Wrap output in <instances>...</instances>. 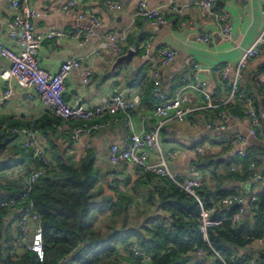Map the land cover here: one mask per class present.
Instances as JSON below:
<instances>
[{
	"label": "crops",
	"instance_id": "obj_1",
	"mask_svg": "<svg viewBox=\"0 0 264 264\" xmlns=\"http://www.w3.org/2000/svg\"><path fill=\"white\" fill-rule=\"evenodd\" d=\"M21 7L28 6L38 10L41 15L35 20V32H43L52 29H60L73 33L75 29L89 28L88 18L78 19L70 13H61L57 9L60 5L69 0H18ZM76 3L78 9L85 11L90 16L100 20L101 25L90 28L92 35L79 36L77 38L65 37L60 40H45L36 53L39 67L48 74H55L60 65L67 59H78L82 68L90 72V77L86 83L80 79V71L72 69L65 80L64 99L73 104L80 102L86 107L97 104L102 96H109L114 91H122L127 97L136 92L140 95V104L132 112L131 119L134 131L151 130L156 119L151 115L155 104L151 95L149 97L143 93L142 86L132 85L131 80L142 69V78L150 82L149 62L142 60L137 55L127 62H122L113 71H110L115 57L106 50L98 49V43L108 32H113L120 39V44L126 49L130 45L150 43L151 56L161 47L173 48L177 51L174 61L167 67L160 69L159 84L166 97L184 85V73L189 71L185 60L191 58L201 66L198 74L199 80L204 83L206 89L217 96L220 92V84L217 70L228 64V77L233 78L235 64L243 49L248 47L262 25L260 8L264 0H225L222 4H215L211 11L214 14L227 15V22L231 26L230 38L224 40L220 33V22L214 19L209 12L199 5L200 0H112L121 4L118 11L107 9V0H71ZM140 1H145L150 7H158L166 12L167 23L152 24L134 16V12ZM172 8H175L172 10ZM11 14L8 0H0V44L15 49L14 45L7 39L5 21ZM202 29L208 36L207 43L199 42L197 34ZM127 51V50H126ZM124 51L122 54H124ZM264 63V46L258 57L252 59L240 71L238 86L245 95H251L260 110L261 95L255 92L252 77L257 66ZM8 67V62L0 59V71ZM140 78V77H139ZM263 75H259L256 80L262 82ZM12 95L8 99H2L5 90L3 82L0 80V120L3 126L7 123H18L22 126L47 114V109L35 98H30V90H22L12 84ZM187 94L195 105L202 102L201 96L190 89ZM251 97V98H252ZM213 111L202 110L193 113L186 118L184 124L175 122L166 123L160 130L159 138L162 151L174 152V157L169 162V167L182 173L193 167L195 162L202 163L206 159L213 162L234 159L239 157L236 153L234 139L237 135L243 136L245 141L242 148L247 151L253 150L259 154L264 152V122L256 128V136L247 134L249 120L242 116L234 121L225 124L221 131L211 130L207 127ZM48 115V114H47ZM59 128L68 131L69 127L75 125L74 121H65ZM66 122V123H65ZM104 126L91 135H82L79 143L72 142V154L82 158L87 151L93 153L95 166L101 170L108 171V178L112 181L122 182L127 177L133 185L136 179L134 167L129 164H121L117 167H110L106 162V155L112 144L122 145L130 137V130L120 119L112 121L109 115L100 118ZM71 129V128H70ZM66 133V132H65ZM40 136V135H39ZM45 143L44 139L40 136ZM71 139V138H70ZM163 142V143H162ZM187 142L194 143L193 146ZM84 145H89L86 150ZM192 145V144H191ZM202 149L199 155L196 148ZM240 158V157H239ZM264 159V155L262 157ZM258 159H261L258 157ZM235 170L240 169L239 165H232ZM263 164L254 167V173L259 175ZM200 170V169H199ZM206 180L207 187L214 185V176L208 170H200ZM234 171V170H233ZM222 172V167L217 168L216 173ZM20 170L13 169L6 173V178L20 179ZM254 184L252 192H258L264 186L263 178H253L250 182L227 181L224 187L232 190L235 194H241L246 203V196L249 194L251 184ZM138 193L146 196L147 187L139 185L135 187ZM11 215V213H10ZM242 218L248 217L245 211ZM8 221H11L7 218ZM13 222L10 225L13 232ZM195 256V259H199ZM206 260L210 263V260Z\"/></svg>",
	"mask_w": 264,
	"mask_h": 264
},
{
	"label": "built area",
	"instance_id": "obj_2",
	"mask_svg": "<svg viewBox=\"0 0 264 264\" xmlns=\"http://www.w3.org/2000/svg\"><path fill=\"white\" fill-rule=\"evenodd\" d=\"M11 14L5 21L7 39L14 45L15 49L0 44V59L8 62V67L0 71V80L3 82L5 90L2 99H8L12 95V84L22 90H30L29 97L38 100L47 109V114L51 117H59L66 121H74L77 124L70 130V138L73 143L78 144L82 135H91L100 130L104 124L100 118L109 115L112 121L120 119L130 130L129 139L122 145L112 144L106 155L107 164L114 168L121 164H129L134 167L136 177L146 174L164 178L176 185L184 193L194 197L199 205V226L198 233L206 244L207 248L213 253L220 264H227L224 259L217 254L211 247L208 239L209 231L219 227L225 219L224 214L212 218V212L216 209H226L229 206H236L237 209L228 218L231 223L239 221L245 212V201L241 194H234L213 203L212 209H205L201 199L197 195V190L207 186L204 174L197 168L191 167L182 173H177L169 167L170 160L174 157V152H163L160 145V130L168 122L184 124L186 118L193 113L207 110L213 111L207 127L211 130L221 131L229 121L239 119V116L228 109L229 106H239V112L248 120V132L251 137H255L256 128L264 122V111L255 110L252 101L245 98L239 90L238 79L240 71L252 59L259 56L264 46V2L260 8L262 21L261 29L253 42L243 49L240 57L235 64L233 78L228 77L229 65L221 66L217 72L220 84V92L217 96L210 93L204 83L199 80L198 74L201 66L191 58H187L185 63L189 68L184 73V85L177 89L170 96L166 97L160 88L159 76L160 69L169 66L177 56V51L169 47L159 48L151 56L150 43L134 44L126 49L120 44V39L113 32H108L98 43V49L109 51L114 57L122 55L125 50H130L139 59L149 62V77L152 82L151 96L155 104L151 115L156 119V123L151 130L134 131L131 119L132 112L140 104V95L136 92L125 96L122 91H114L109 96H102L96 105L86 107L80 102L70 104L64 99L65 80L72 69L80 71V79L86 83L90 77V72L82 68L78 59H67L59 67L55 74H48L43 71L36 59V53L43 41L60 40L65 37L77 38L79 36L92 35V27L101 25L100 20L88 15L85 11L77 8L74 1H67L57 9L61 13H70L76 18H88L89 28L81 27L73 33L65 32L60 29H52L43 32H35L34 22L41 13L31 7L19 5L18 0H8ZM216 0H200L199 5L202 9L220 22V33L224 40L230 38L231 26L227 22V15H217L211 11ZM225 1V0H220ZM107 9L118 11L121 4L116 1L107 0ZM175 8H172L174 10ZM134 16L152 24L167 23V14L158 7H150L145 1H140L134 12ZM199 42L207 43L209 36L199 29L197 34ZM264 83V78L262 79ZM187 89L197 92L202 99L201 104L195 105L187 94ZM2 133H8L17 137V142L30 153L33 164L30 165L25 177L20 180L21 192L18 197L20 201L26 200L32 191L37 180L45 173L49 167V159L46 147L39 133L34 129L33 122L24 127L3 128ZM245 141L243 136L237 135L234 143L237 148V155L240 158L246 156V151L242 148ZM88 149L89 145H84ZM196 154L202 151L196 148ZM254 164L248 166L251 173L246 181L250 182L253 178H258L254 173ZM234 170V167H231ZM264 179V177H263ZM254 201V197L251 196ZM16 198H9L0 202L1 208H10L11 215L8 218L13 222V250L12 255L17 258L24 250L34 253L39 261L44 259V245L41 235V219L35 211L33 203L29 200L21 204ZM18 204V205H17ZM264 249V234L253 240L250 252L253 253L249 259L254 262L255 251ZM194 254L199 257L205 256V251L199 247H193ZM122 254L126 257H134L138 260L137 264H148L152 259V253H146L135 244H128L122 249ZM240 258L246 260L244 255H231V259Z\"/></svg>",
	"mask_w": 264,
	"mask_h": 264
},
{
	"label": "trees",
	"instance_id": "obj_3",
	"mask_svg": "<svg viewBox=\"0 0 264 264\" xmlns=\"http://www.w3.org/2000/svg\"><path fill=\"white\" fill-rule=\"evenodd\" d=\"M141 71L131 83L135 86L142 83L143 93L149 97L152 82L142 78ZM259 75L264 76V63L257 66L252 77L255 92L262 96L259 104L264 111V83L256 80ZM239 90L252 101L255 110H259L253 97ZM238 107L232 105L228 110L240 116ZM63 123V119L47 114L33 122L34 129L45 141L49 167L37 180L28 198L20 201V180L27 174L33 160L17 142V137L2 133V129L28 124L7 123L3 126L0 120V202L9 198H16L21 204L31 201L41 219L44 245L43 261L27 249L15 258L11 253L14 229L12 232V221L7 219L11 210L0 207V264H137L136 258L121 254L128 244L152 253L148 264H220L198 233L200 208L194 197L167 179L151 174L136 177L134 188L139 185L147 187L142 199L144 207L141 212L136 211V217L142 216L143 222L128 223V208L133 197L118 189L120 182L108 178V171L95 166L92 152L87 151L78 161L74 159L70 130L77 122L68 131L59 129ZM263 155L264 152L256 154L249 149L244 158L195 162L194 168L208 170L214 176L212 188L203 186L197 190L203 207L212 209L213 203L234 195L224 183L230 180L245 182L252 176L247 169L249 164L253 163L255 167L264 165ZM232 165H239L240 169L233 171ZM220 166L222 172L217 174ZM13 169L20 170L22 176L19 180L6 178V173ZM129 182L131 180L127 177L123 184ZM256 182L251 184L245 199L247 218L241 216L239 221L231 223L228 218L236 211V206L212 212V218L224 214L225 219L219 227L209 231V243L227 264H264V249L256 250L254 262H249L253 255L249 251L253 240L264 234V186L253 193ZM106 212L110 214L105 226H95L98 217ZM193 247L202 248L205 256L195 259ZM233 254L244 255L246 260H232ZM207 258L210 263L204 260Z\"/></svg>",
	"mask_w": 264,
	"mask_h": 264
},
{
	"label": "rangeland",
	"instance_id": "obj_4",
	"mask_svg": "<svg viewBox=\"0 0 264 264\" xmlns=\"http://www.w3.org/2000/svg\"><path fill=\"white\" fill-rule=\"evenodd\" d=\"M155 102V101H154ZM162 139L160 138V141H161ZM163 143V142H162ZM188 143V145H190V146H193L194 145V143L192 142V143H190V142H187ZM192 144V145H191ZM78 156H74V159L76 160V161H78L79 160V158H77ZM118 189L119 190H122V191H125V193H126V195L127 196H131V197H133V198H131L132 199V202H130V206H129V208H128V210H129V218H128V223L129 222H133V221H136V223H141V222H143V218H142V216H138V217H136V211H137V209H138V213L139 212H141V210L143 209V207H144V205H143V201H142V199H143V195H142V193H138L137 191H136V188H134V186H132V185H124L122 182H120L119 183V185H118ZM136 205L139 207V208H137L136 207ZM110 213L109 212H106L105 214H102V215H100L99 217H98V220L95 222V226H105V224H106V222H107V220H108V215H109ZM136 217V218H135ZM120 219V217L118 218V220ZM147 221H150V218H148L147 219ZM119 223H120V220H119ZM104 228V227H103ZM121 254H122V252H121ZM123 255V254H122ZM121 255V256H122Z\"/></svg>",
	"mask_w": 264,
	"mask_h": 264
},
{
	"label": "water",
	"instance_id": "obj_5",
	"mask_svg": "<svg viewBox=\"0 0 264 264\" xmlns=\"http://www.w3.org/2000/svg\"><path fill=\"white\" fill-rule=\"evenodd\" d=\"M222 4V2L220 0H216L215 4ZM132 53L130 52V50H127L124 54L119 55L117 57H115L114 62L111 65L110 71H113L118 65H120L122 62H127L132 58ZM264 177V167L259 171V175L258 178H263ZM234 206V205H232Z\"/></svg>",
	"mask_w": 264,
	"mask_h": 264
}]
</instances>
